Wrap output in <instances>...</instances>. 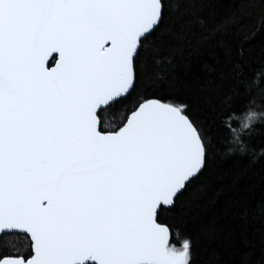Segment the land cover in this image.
Masks as SVG:
<instances>
[{"label":"snow or ice","instance_id":"snow-or-ice-1","mask_svg":"<svg viewBox=\"0 0 264 264\" xmlns=\"http://www.w3.org/2000/svg\"><path fill=\"white\" fill-rule=\"evenodd\" d=\"M257 169L264 0H0V264H264Z\"/></svg>","mask_w":264,"mask_h":264},{"label":"trees","instance_id":"trees-1","mask_svg":"<svg viewBox=\"0 0 264 264\" xmlns=\"http://www.w3.org/2000/svg\"><path fill=\"white\" fill-rule=\"evenodd\" d=\"M262 182H264V177H262V175L260 174L259 169H257L255 173L250 174L245 179L246 186L259 185ZM197 228H198L197 222L194 221L192 224L189 225V228L187 230L191 232L193 236H195L197 233Z\"/></svg>","mask_w":264,"mask_h":264}]
</instances>
